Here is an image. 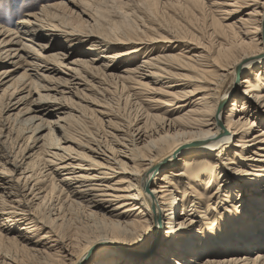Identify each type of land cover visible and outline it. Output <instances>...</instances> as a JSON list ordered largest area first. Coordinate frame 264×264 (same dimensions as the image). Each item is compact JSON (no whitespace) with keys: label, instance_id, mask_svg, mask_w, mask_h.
Segmentation results:
<instances>
[{"label":"bare ground","instance_id":"1","mask_svg":"<svg viewBox=\"0 0 264 264\" xmlns=\"http://www.w3.org/2000/svg\"><path fill=\"white\" fill-rule=\"evenodd\" d=\"M183 1L203 32L150 31L138 0L0 25V60L24 70L0 72V264H264V0Z\"/></svg>","mask_w":264,"mask_h":264},{"label":"rangeland","instance_id":"2","mask_svg":"<svg viewBox=\"0 0 264 264\" xmlns=\"http://www.w3.org/2000/svg\"><path fill=\"white\" fill-rule=\"evenodd\" d=\"M56 2L62 3V2H67V0H0V25L1 26H6L7 29H14L15 28V24L18 23V21L21 18H23L25 15H27L29 13L37 12L41 8L42 4L56 3ZM205 2H209V1L205 0ZM113 3H114V5L117 8H119L120 6H123L121 1H115ZM156 3H157V6H155L153 4L152 0H138V5L139 6L137 5V7H138L137 9L142 14V16L145 18V20L147 21L148 28L151 29L150 31H154L155 29L158 28L160 30L161 34H163L164 36H168V33L164 32V31L172 30V26L171 25L173 24V25L177 26L179 29H181L184 32H186V33H190L193 28L201 29L202 32H203L204 24L201 23V19L197 15L194 17V19H192L191 13L187 14L182 9V6L184 4L183 0H159V2H156ZM127 9H128V7H125L124 11H128ZM118 13L116 11H114V10H110L109 12H106V14L108 16L107 21L109 22V20H119L121 17H119L120 15H118ZM245 13H247V12H245ZM239 17L240 16L238 15L235 19H238ZM191 20L193 21V24L189 22ZM72 22L74 24L78 23V21L76 20V16L75 15H72ZM7 36L8 35L1 36L0 37V41H3L4 39H6ZM184 37H186L188 39L192 38V36H184ZM196 42L198 43V45L201 48H203L202 44H204L206 41L204 39V40H201V41L198 40ZM25 44H27L31 48H37V47L34 46V45H37V44H32V43H29V42H25ZM151 44H154V43H150L148 45H142V47L144 48L145 51H148V52H150V50H152V53H156V52H159V51L162 50L161 46H159V45L152 46ZM178 45H185V43L184 42L177 43L175 46H178ZM123 46H125V45H123ZM116 47L117 48L118 47H122V44L116 45L115 48ZM125 47L128 48L129 46H125ZM18 48H20V47H15V49H18ZM181 48H183V47H181ZM181 48H179V49H181ZM179 49H178V51H179ZM56 50H57V48H55V47H52V49H50L51 53L55 52ZM178 51H176L175 53H177ZM140 54L141 53H139L138 61H136L137 64H139L143 60V58L145 57L144 55H148V53H146V52L142 53L141 55ZM79 55H77V54L70 55L69 56V62L75 60L76 58H78ZM92 58H96V56H91V59ZM0 62H2V65L0 66V72H1V70H3L4 68H7V67H10L11 69L16 71L15 74H14L15 77L21 76V74L24 72V70H22L21 68L19 69L18 66H12V64H11L12 61H10V60H5V61L4 60H0ZM66 64H68V63H66ZM115 65L119 67L118 71L116 72L117 74L121 75L122 73H119V72H122V71L126 70V65H125L124 62L116 63ZM32 75L34 76V74H32ZM94 84H95L94 86H96V88H97V83H94ZM5 87L6 86H4L3 88H0V94L2 93V89H4ZM84 89H86V88H80V90H84ZM109 90L111 92H113L112 90H114V89H109ZM138 91H140V90H138ZM90 93H86V92L83 91L84 95H87V94H90ZM116 95L117 96H115V97H108V99H110L111 102L110 101L106 102V103H108L107 105H109L108 107H110L111 109H114L116 107L114 109L115 111H117V109H118V106L116 104H117L118 98L120 97L119 94H116ZM143 96H148V95H146V94L140 95L139 94L138 95V99H143V100L144 99H148V98H144ZM95 97L101 98V97H99L98 95H96L94 93V95H92V98L94 99ZM76 99L77 98L75 97V100ZM2 102H4V101H0V119H1V115H2L1 114ZM112 102H114V104ZM82 105L86 106L88 104L82 102ZM130 108H132V109H130ZM91 109L103 110V109L97 108V107H91ZM133 109H134V111H133ZM122 114L124 115V118L126 120L129 119L130 121H132V120H134V117H135V114H136V108L135 107H128L125 110H123ZM56 117H58V115H55V117L52 118V119H48L49 122H51L53 120H56L57 119ZM95 117L96 118H93V121L97 122L96 125H95V128L99 129L101 127V123H100L99 120H101V118H103V117H101L100 115H96ZM104 122H107V119H104ZM87 131H89V130L87 129ZM80 133L84 134L85 133V129L84 128H82V129L79 128V130H75V132L72 131V133H68V136L71 137V138H77L76 136L80 137ZM57 134L60 135V131L59 132L57 131ZM28 135H30V134H26L25 136H22L23 139L21 138L22 140H20V144H24V140H25V138ZM26 143L27 142H25V145H26ZM37 149L38 148H36V149H34V150H32L30 152L31 160H29L27 162V164H29L32 161V159L35 158V156H36L35 153L38 152ZM179 213H181V211ZM73 214H76V215H78V217H80V218L76 219V223L78 224L77 226H79L80 228L87 227L85 225V223H84V221L82 219L83 217H81V214H80L79 211L75 210V211H73ZM0 224H1V220H0ZM220 232L223 233V229L221 231L217 232V233H220ZM254 233L258 234L259 232H257L256 229H252V228L250 230H248V235H251V234H254ZM261 233H263V232H261ZM251 236H253V235H251ZM229 245H230V247L232 245L237 246V245H235V243H229ZM258 251H261V250H256L252 254L254 255Z\"/></svg>","mask_w":264,"mask_h":264},{"label":"snow or ice","instance_id":"3","mask_svg":"<svg viewBox=\"0 0 264 264\" xmlns=\"http://www.w3.org/2000/svg\"><path fill=\"white\" fill-rule=\"evenodd\" d=\"M151 240V237H144V242L148 243Z\"/></svg>","mask_w":264,"mask_h":264}]
</instances>
